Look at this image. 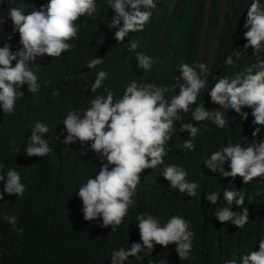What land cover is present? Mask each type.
<instances>
[{"label":"trees","instance_id":"trees-1","mask_svg":"<svg viewBox=\"0 0 264 264\" xmlns=\"http://www.w3.org/2000/svg\"><path fill=\"white\" fill-rule=\"evenodd\" d=\"M224 2L226 10L221 18L218 0H167V3L155 0L157 6L152 9L145 29L129 33L123 42H117L116 29L109 27L114 10L108 0H96V12L76 22L78 37L69 41L70 50L59 58L45 55L30 62L39 91L30 93L28 86L23 85L24 95L17 99L11 115L5 114L0 106V164L4 165L0 174L6 176L9 169L16 170L26 187L23 196L4 194L0 200V264H112L113 251L142 243L137 217L144 213L156 217L161 225L176 215L190 221L189 230L195 233L190 253L193 259L182 261L174 244L155 245L151 254L141 253V260L129 257L126 264H229L232 260L239 264L240 257L259 250L258 242L264 238V177L245 184L240 177L224 178L219 172L213 173L204 164L213 152L229 144L243 147L264 140V126H259V136H252L257 126L253 125L250 109H242L249 113L245 121L233 109L211 102L209 94L218 79L245 75L251 64L264 60V49L254 55L252 48L244 47L247 44L244 25L252 0ZM48 3L49 0H0V47L8 43L12 53L22 47L19 33H13L14 26L8 16L12 7L21 8L27 15ZM260 3L264 6V0ZM205 21L212 31L218 32L212 59L202 45ZM130 41L138 43L135 52L129 50ZM236 50L239 58L234 54ZM137 53L153 59L150 71L138 67ZM229 56L232 65L225 64ZM96 57L104 62L96 68H87L86 63ZM183 63L206 64L207 82L189 112H181L183 118L174 122L164 163L142 172L133 197L135 203L116 231L112 232L111 226L102 227V219L85 221L78 190L88 178H95L102 162L91 150L90 142L64 145L67 132L63 120L67 113L76 111L82 115L91 99L106 95L105 88L111 89L118 99L133 80L138 84L168 87L170 91L165 93V99L170 103L179 94L176 78L182 75L179 66ZM101 70L108 73V78L92 93L91 86ZM179 83H183L182 79ZM56 92L59 95H53ZM200 103L208 111L222 113L227 124L220 128L212 119L193 121L191 114ZM38 121L49 126L44 138L52 151L43 158L28 157L27 142ZM184 123L198 127L195 137L181 132ZM189 140L194 150L183 146ZM168 165L182 167L187 171V181L199 184L195 197L171 189L170 182L162 175ZM224 168L230 171L227 162ZM3 188L4 182L0 181V192ZM225 189L245 194L249 221L243 228L222 224L215 218V211L226 206ZM211 193L220 194L216 206L204 199ZM232 210L242 211L235 204ZM12 215L17 217L15 227L5 220Z\"/></svg>","mask_w":264,"mask_h":264},{"label":"clouds","instance_id":"clouds-1","mask_svg":"<svg viewBox=\"0 0 264 264\" xmlns=\"http://www.w3.org/2000/svg\"><path fill=\"white\" fill-rule=\"evenodd\" d=\"M108 3L115 12L109 27L116 29L114 38L117 42H123L129 33L143 31L150 22L152 9L157 6L155 0H108ZM95 12L96 0H49L46 6L27 15L19 7L9 10L13 33H19L22 47L16 53H12L8 43L0 47V106L5 114L11 115L14 112L17 99L24 95L21 91L23 85L28 86L30 93L39 91L38 78L30 62L45 55L61 57L62 53L72 48L69 41L78 37V19L85 15L92 16ZM244 27L247 29L244 33L247 44L244 47L252 48L255 55L264 49V6L260 0H252ZM137 47L136 41L129 42L130 51L135 52ZM234 54L239 58V50ZM136 60L138 67L145 72L150 71L154 63L150 56L143 53H137ZM13 61L16 62L14 66ZM103 62L104 59L99 57L92 58L86 67L93 69ZM225 64H233L231 56L226 58ZM179 71L182 74L176 78L179 94L174 95L170 103L165 99V93L170 91L168 87L151 83L138 84L133 80L118 99L114 98L111 89L105 88L106 95H97L91 99L90 106L82 115L76 111L67 113L63 120L67 132L64 145L77 141L82 145L90 142L91 150L102 162L95 178H88L78 190L85 221L102 219V227L111 226L112 232L116 231L135 203L133 197L142 172L164 163L163 158L168 154L166 144L171 139L174 122L183 118L181 112L188 113L190 106L196 103L207 82L204 77L208 66L204 63L194 66L183 63ZM107 78V72L99 71L91 92L96 93ZM181 79L183 83H179ZM172 90L175 91V87ZM209 95L212 103L233 109L242 120L246 121L249 117V113L242 109H250L253 125L257 126L252 136H259V126H264V60L251 64L245 75L236 74L234 77L218 79ZM191 119L196 122L212 119L220 128L227 124L222 113L206 110L203 103L195 107ZM49 131V126L42 121L34 124L31 138L27 142L26 156L43 158L49 155L52 148L44 138ZM185 131L195 137L198 127L184 123L181 132ZM183 146L194 150L191 140L185 141ZM65 150L69 149L65 147ZM226 162L230 171H225ZM204 164L224 178L240 177L243 183L249 184L255 178L264 177V140L243 147L240 144H229L213 152ZM3 167L0 164V170ZM162 175L170 182L171 189H178L181 194L189 197L197 195L199 184L188 182L187 171L182 167L168 165ZM0 181L4 182L0 200H3L4 194L23 196L26 191L16 170L9 169L6 176L0 174ZM223 198L226 206L215 211V218L222 224L230 223L243 228L249 221V209L244 207V192L225 189ZM204 199L216 206L220 194L211 193ZM233 204L242 211H233ZM5 220L15 227L17 217L6 216ZM137 221L142 243H132L128 249L122 247L113 251L112 264H126L129 257L141 260L140 254H151L155 245L167 247L170 244L176 245V252L182 261L193 259L190 253L195 233L189 230L190 221L176 215L161 225L156 217L148 213L139 215ZM258 243L259 250L240 257L239 264H264V238ZM229 264H237V261H229Z\"/></svg>","mask_w":264,"mask_h":264},{"label":"rangeland","instance_id":"rangeland-1","mask_svg":"<svg viewBox=\"0 0 264 264\" xmlns=\"http://www.w3.org/2000/svg\"><path fill=\"white\" fill-rule=\"evenodd\" d=\"M163 2L167 3V0H163ZM220 7V16L221 18L223 17L226 7H225V2L224 0H218L217 3ZM221 26V25H220ZM203 33H202V45L203 47H206V49L209 51V59H212L213 55H214V50L216 47V39L218 36V32L212 31L209 26L207 25V22H204L203 25Z\"/></svg>","mask_w":264,"mask_h":264}]
</instances>
